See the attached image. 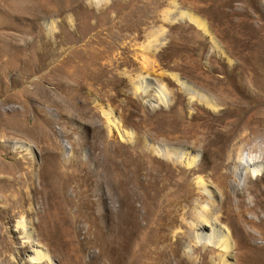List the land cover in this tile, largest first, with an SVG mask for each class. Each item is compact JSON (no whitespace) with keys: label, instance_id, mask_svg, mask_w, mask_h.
Wrapping results in <instances>:
<instances>
[{"label":"rangeland","instance_id":"1","mask_svg":"<svg viewBox=\"0 0 264 264\" xmlns=\"http://www.w3.org/2000/svg\"><path fill=\"white\" fill-rule=\"evenodd\" d=\"M27 1L0 0V264H33L28 258L38 250L49 256L40 264H67L45 231L38 233L48 229V218L65 219L77 240L104 231L116 206L103 195L113 180L106 166L125 158L134 177L147 170L172 175L160 189L138 184L131 261L138 263L157 235L177 240L180 251L174 257L158 244L147 262L198 264L192 251L203 241L197 243L195 222L210 215L222 181L210 172L203 141L210 130L224 132L230 119L208 125L201 140L179 133L197 111L206 110L207 119L221 114L223 78L247 83L253 69L264 85V0H48L52 9L66 10L60 17L37 13ZM52 34L59 41L54 46ZM251 59L261 61L253 65ZM256 134L254 143L264 146V128ZM249 146L233 140L220 152L230 193L244 175L241 170L236 178L232 160L259 155ZM154 148L167 150V157ZM249 169L264 192V160ZM220 226V239L229 234L233 242ZM221 241L206 251L204 263L239 264ZM81 259L87 261L89 251Z\"/></svg>","mask_w":264,"mask_h":264},{"label":"bare ground","instance_id":"2","mask_svg":"<svg viewBox=\"0 0 264 264\" xmlns=\"http://www.w3.org/2000/svg\"><path fill=\"white\" fill-rule=\"evenodd\" d=\"M39 1L29 0L27 1V4L29 3V7L37 11V13L41 12L48 17H60L63 12L66 11L62 6L52 9L46 3L49 2L48 0H42L43 5H40ZM54 1L58 2L59 0ZM45 4L49 7L44 6ZM190 21L198 28L203 27L201 22L197 19L190 18ZM60 26H65L61 19L59 27ZM32 33H36L34 35L36 37H40L36 31ZM50 33L51 32L47 30V34L44 37L48 38ZM54 35L55 34H52L51 38H49L50 44L53 46L59 43L57 40L58 38H53ZM254 60L257 63L261 61L258 59H251L250 64L254 65ZM255 76V71L251 69L249 75L250 80L247 83L246 80H243V78L238 81H235L232 78H230V80L223 78V80L228 84L227 87H223L220 89V91H218L221 93L219 96L222 102H225L226 105L224 109L222 108L221 114L217 116H210V118H208L210 122L207 123V117L209 116L205 112L206 110L204 112L201 110L197 111L191 117V119H189L186 125L181 128L179 133L184 134L188 140H201L204 136H202V134H206L207 131H203V129H206L208 125L212 127L215 125L216 121L222 122L224 120L230 119L229 122H227V126L225 128L226 130L224 132H220V130H210V132L207 131L209 134L208 136L206 135L204 140L205 142L203 141L204 150H207L211 155L210 172L222 177V181L220 180L217 182L219 187V198L209 204L210 215H199L197 221L195 222V230H197V243L203 241L201 243V247L205 248L204 252L212 251L214 248L211 246H216L218 242L222 240L221 242L224 245L228 247L230 246L229 248H231V251L235 255L239 264H264V192L257 190L249 169V166L256 164L259 159L264 160V146L254 143L257 134L256 136L251 135L254 132L257 133L258 130L264 128V116L260 114V106L264 105V87L261 86L263 84L258 82ZM217 83H221V81H217ZM238 83L240 84L238 85ZM160 93L163 92L160 91ZM199 102L201 104H205L206 106H211L210 102L204 98H199ZM203 107L201 108L203 109ZM113 125L115 124L113 123ZM233 140L239 142L240 146L242 145V148L250 145L249 149H252L251 151L255 150V148H258L259 155L257 156L258 158L256 156H251L256 157L255 159H243L239 154V158L232 160L237 168L235 169V174L237 176L236 178H241V170H244V175L242 186L236 185L232 189V193H230L228 189L229 187L231 188L233 184L223 181L225 177L223 175L224 173L219 171L222 166L220 152H222L224 146H226L227 143ZM238 150L241 151V149ZM166 151H164L162 148H154L155 154L160 157H167ZM169 152L176 155V157L180 154V151L177 149H172ZM171 153L170 155H172ZM126 159L127 158L124 160L117 159L116 161H111L110 165L108 164V167L106 166L107 172H105V174L109 173L113 180L112 184L109 185V187L107 186L108 188L103 191V195L110 199V201H114L116 206L115 208L110 209L112 218L108 220L104 231H99L97 236L93 234L92 236L83 237L81 240H77L72 231L68 228V224L65 219L59 218L56 220H49L48 218L47 223H45L48 229L46 230L42 228L40 230L41 232L38 233L43 234V231H45L46 239L57 247L64 258L66 257L67 264H125L126 262L127 264H138L141 260V263L152 264V262L149 263L147 260L151 261L155 251L159 248L161 249V247L157 246L158 244H162V248L169 250L174 257L178 255L180 248L177 240L174 242H169L165 236L158 237L157 235H154V238L152 237L153 239L149 241V243L147 242L148 244L145 243V248L143 246L142 259L138 260V263H134V260L131 261V245L136 236V228H138L136 224L137 220L131 215V207L135 197H137L136 191H139L140 189L138 184L141 182L142 188L145 190H147L149 187L160 189V185H162L161 187L163 188L165 182H170L172 175L168 172L158 174L154 171L151 172L150 170H147L141 178L134 177L129 167V158L128 160ZM21 169H19V171ZM25 169L27 170V168ZM12 181L13 180H6L5 185L11 184ZM234 181H236L235 178ZM200 184L201 182H196L197 190L198 185ZM197 194L198 197H201L199 192ZM141 196L145 199L146 196H148L147 191L141 192ZM138 198L140 199V197ZM1 201L5 202V199L0 196V202ZM47 204L50 205L49 203ZM221 222L224 223L229 229L230 233L233 234V242L229 234L223 236V239H220L222 235L220 234ZM99 224L101 225V223ZM24 225L25 224L23 222H17V226L24 227ZM256 238L259 240V242H255ZM1 239L2 235L0 234V240ZM206 245H209L210 247L207 248ZM153 246H155V248ZM201 247L196 245L193 248L192 259L196 258L198 264H205L204 258L207 252L201 253ZM84 250L89 251V259L87 261H83L81 259V255L83 254ZM46 260H49V256L43 251L39 250L34 251L33 255L28 258V261L33 264H40ZM154 260H156V256Z\"/></svg>","mask_w":264,"mask_h":264}]
</instances>
